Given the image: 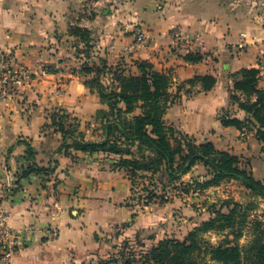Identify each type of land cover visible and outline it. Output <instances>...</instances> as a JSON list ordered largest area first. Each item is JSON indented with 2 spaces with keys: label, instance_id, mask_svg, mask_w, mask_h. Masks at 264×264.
I'll return each instance as SVG.
<instances>
[{
  "label": "crops",
  "instance_id": "1",
  "mask_svg": "<svg viewBox=\"0 0 264 264\" xmlns=\"http://www.w3.org/2000/svg\"><path fill=\"white\" fill-rule=\"evenodd\" d=\"M75 25L93 30L96 54L109 64L125 63L137 72L135 62L148 61L156 71L173 77L174 92L178 84L195 76H214L216 84L208 91L201 84L186 85L168 108L165 120L199 143L212 141L218 149L239 155L250 162L256 178L264 181V144L255 130L226 126L220 119L222 110L231 108L232 74L255 68L259 87L264 88V71L260 70L264 66L263 2L0 0V54L11 52L18 63L47 71L10 97H0V210L7 212L14 230L28 234L11 264H58L71 253L77 258H95L104 251L94 239L101 230L124 224L138 237L182 205L181 198L170 204L156 203V207L148 205L138 213L129 176L114 166L117 155L58 152L62 134L47 126L53 111L67 110L77 118L86 138L95 140L102 132L96 113L108 109L99 93L74 73L85 62L76 56V45L84 47V43L71 33ZM138 28L149 37L147 45L136 44ZM175 32L189 39L190 50L176 45ZM188 51L203 58L188 61ZM233 112L246 117L237 107ZM27 143L34 147L39 165L56 162L57 167L54 172L22 179L20 189L12 191L15 175L27 166ZM207 175V167L198 163L180 181L189 183ZM225 183L244 187L231 179L202 193L220 190ZM206 214L201 220L194 219V227L211 217L209 210ZM49 229L58 230L59 236L50 237Z\"/></svg>",
  "mask_w": 264,
  "mask_h": 264
},
{
  "label": "trees",
  "instance_id": "2",
  "mask_svg": "<svg viewBox=\"0 0 264 264\" xmlns=\"http://www.w3.org/2000/svg\"><path fill=\"white\" fill-rule=\"evenodd\" d=\"M71 33L77 36L84 47L76 45V56L87 59L79 69V77L92 90H96L108 109H99L95 119L100 123L101 138L87 139L79 130L77 118L65 109L50 114L47 126L62 134V144L58 152L71 154V150L115 154L119 158L115 168L129 176L133 189L142 184L149 201L159 196L161 203L171 199L159 194L168 188L180 185L184 193L203 191L219 185L223 180L240 181L252 195L264 196V181L257 179L252 170L244 167L240 157L216 147L212 141L197 142L189 134L174 124L167 123L165 115L168 108L179 97L182 87L202 85L205 91L212 89L217 79L212 75H198L176 84L167 73L158 72L145 60L135 62L137 72L125 63L109 64L108 60L96 54L97 40L93 30L75 25ZM188 61H199L203 55L188 52ZM49 71V70H48ZM51 71V70H50ZM234 87L231 90V108L222 110L220 119L226 126L239 129L252 127L257 138L264 144V88L259 87V70L243 68L232 74ZM244 111L242 118L233 108ZM25 159L27 166L15 175L11 190L21 187V180L44 172H54L57 163L49 166L39 165L36 151L27 143ZM203 163L208 170L204 179L189 183L180 180L196 164ZM132 199V197H131ZM211 217L195 226L188 235L180 240L165 237L150 246L144 241L141 249L135 250L130 239L119 246L117 252L92 258L88 264H202L194 258L197 251H205L210 259L222 264H264V219L250 222L248 209L237 201L224 200L221 204L209 206ZM254 226V240L251 244L240 246L235 243L241 236L244 226ZM230 230L234 239L219 244L206 243L203 247L201 235L209 231ZM204 248V249H203Z\"/></svg>",
  "mask_w": 264,
  "mask_h": 264
},
{
  "label": "rangeland",
  "instance_id": "3",
  "mask_svg": "<svg viewBox=\"0 0 264 264\" xmlns=\"http://www.w3.org/2000/svg\"><path fill=\"white\" fill-rule=\"evenodd\" d=\"M258 1L264 3V0ZM185 87L186 86L182 87L181 91H184ZM241 161L244 167L252 170L250 162H246L242 159ZM224 181L226 180H223L222 182ZM135 188L136 189H134V191L132 192V201L138 206L136 209L138 213H142L147 210L145 207L148 205L156 207L158 206L156 205V203H159L160 205L170 204L174 200H181V198L182 205H180V208H184L185 210H182L177 206L175 208L176 210L171 213V216L167 220L153 229H148L145 232H142L138 237H133L131 235V232L127 230L124 224H121L119 226L113 225V227L109 228L108 230H101L100 232H98V234L95 235L94 239L101 244V247L102 249L104 248V251H102V253L95 258L99 256L108 257V255L112 252H117L119 249H116L114 246H119L125 241L126 238L130 239V243L135 247V250L137 251L141 249L140 244L138 243H142L143 238L145 239V243L147 246L152 245L153 242L158 239V237H172L182 240L194 227L195 218L201 220L202 218H204V216L207 215L206 213L207 210H209V206H211L212 204L219 205L224 200L237 201L243 204L248 209V219L250 220V222H254L256 219H264V196L252 195L245 186L242 188L238 184L236 185L225 183L220 190L215 189V192H211L209 194L202 193L204 190L196 192L192 191L190 193L184 194H175L174 196H171V200L167 203H161V200H159L160 198L154 197L148 205L142 203L144 196L145 198H147L146 192L142 190V184L136 185ZM159 193L161 194V191ZM183 199L186 200L184 201ZM253 230V223L244 226L241 231V236L236 239L235 243H238L240 246L251 244L254 240ZM150 236H155V240L153 238L150 239ZM226 238L233 240L234 233L230 230H226L224 232H217L213 230L201 235V240L204 248L206 247V243H210L211 245H219L223 243ZM194 258H196V260L201 262L202 264H222L217 261L211 260L209 254L205 251H197L194 254ZM67 259L68 260L64 262L62 261L58 264H88V262L91 260L90 258H85L86 260L84 258H77L74 253H71L70 257H68Z\"/></svg>",
  "mask_w": 264,
  "mask_h": 264
},
{
  "label": "built area",
  "instance_id": "4",
  "mask_svg": "<svg viewBox=\"0 0 264 264\" xmlns=\"http://www.w3.org/2000/svg\"><path fill=\"white\" fill-rule=\"evenodd\" d=\"M172 37L177 46L188 50L191 49L189 39L183 36L181 33L175 32L172 34ZM135 41L138 45H147L149 43V37L147 36L144 29H136ZM240 47H244V44L240 45ZM261 55L262 57H264V48L261 52ZM86 60L87 59H85V62ZM260 70L264 71V66H262ZM78 71L79 70L75 71L74 73L78 75ZM39 73L46 74L47 71L44 68L34 69L29 66H25L18 63L11 52L1 53L0 97H10L19 88L31 84V82L36 78ZM135 187L134 189H136ZM134 189L132 190L134 191ZM175 194H184L180 185H177L175 188H168L167 190L161 191V195H164L165 198L169 199ZM159 200H161V198ZM148 201V197L145 198L144 196L142 203L148 205ZM27 235L28 234L26 233V230H14L8 222L7 212L5 210H0V262L2 264L12 263L13 258L16 256V253L21 246V240L26 239ZM48 235L52 238H56L59 236V231L56 229H49Z\"/></svg>",
  "mask_w": 264,
  "mask_h": 264
}]
</instances>
